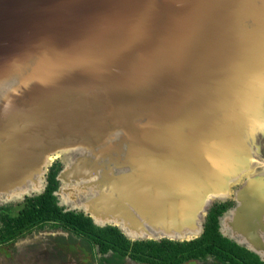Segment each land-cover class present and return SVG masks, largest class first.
Segmentation results:
<instances>
[{"label": "water", "instance_id": "1", "mask_svg": "<svg viewBox=\"0 0 264 264\" xmlns=\"http://www.w3.org/2000/svg\"><path fill=\"white\" fill-rule=\"evenodd\" d=\"M263 133L264 0H0L1 202L58 159V206L184 242L235 192L218 232L264 262Z\"/></svg>", "mask_w": 264, "mask_h": 264}, {"label": "flooded vegetation", "instance_id": "2", "mask_svg": "<svg viewBox=\"0 0 264 264\" xmlns=\"http://www.w3.org/2000/svg\"><path fill=\"white\" fill-rule=\"evenodd\" d=\"M258 144L260 166L257 172H260L264 184V133L260 135ZM61 168L58 159L48 166L46 184L41 193L0 201V264H264L258 256L241 246L243 251L227 250L222 261L214 254L188 258H184L186 254L181 252L168 254L161 246L150 245L148 240L130 241L108 230L107 226H89L77 218L78 212L66 210L65 205L58 206L55 197L60 213L39 220L35 212L39 205L37 197L51 186H54L50 192L53 196L59 185L56 175ZM237 188L240 184L233 187L234 190ZM256 197L255 209L261 211L260 227L263 228L264 186L258 189ZM235 198L233 192L224 202H216L223 205L216 219L236 206ZM260 237L263 243L260 251L264 254V232ZM237 254L242 256L237 258ZM180 258L182 260L179 261Z\"/></svg>", "mask_w": 264, "mask_h": 264}, {"label": "trees", "instance_id": "3", "mask_svg": "<svg viewBox=\"0 0 264 264\" xmlns=\"http://www.w3.org/2000/svg\"><path fill=\"white\" fill-rule=\"evenodd\" d=\"M54 189V186L49 187L47 191L40 196L37 197L38 207L36 208V213L39 220L44 217H49L53 213H60V209L57 207L55 203L54 196L51 195V190ZM223 205L215 203L208 211V214L204 223L203 233L198 237L190 241L184 242H175L169 241L166 239H161L159 242L155 241H147L150 245L156 247H162L168 254L170 252H181L186 255L184 258L188 257H199L204 255H216L219 260H223V255L228 251H243L238 245L235 243L228 242L224 237L220 235L218 232L217 219L216 216L222 210ZM74 216V215H73ZM77 218L87 223L89 226L91 223L90 219L85 217L83 214L78 213ZM108 230L113 231L115 234L120 236L123 239H126L122 234L118 232L116 228L107 226ZM231 246V247H230ZM242 254H237L235 257L239 258ZM169 257V255H168ZM182 258L179 259V261ZM255 260V259H254ZM232 261H235L234 259ZM237 264V262H234Z\"/></svg>", "mask_w": 264, "mask_h": 264}]
</instances>
